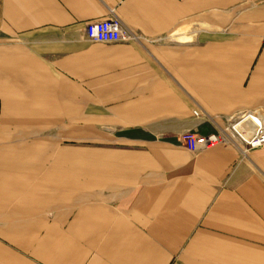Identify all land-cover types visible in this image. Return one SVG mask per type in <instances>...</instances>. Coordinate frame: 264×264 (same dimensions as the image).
I'll list each match as a JSON object with an SVG mask.
<instances>
[{
	"label": "crops",
	"instance_id": "1",
	"mask_svg": "<svg viewBox=\"0 0 264 264\" xmlns=\"http://www.w3.org/2000/svg\"><path fill=\"white\" fill-rule=\"evenodd\" d=\"M252 109L264 0H0V264H264V145L180 140Z\"/></svg>",
	"mask_w": 264,
	"mask_h": 264
},
{
	"label": "built area",
	"instance_id": "2",
	"mask_svg": "<svg viewBox=\"0 0 264 264\" xmlns=\"http://www.w3.org/2000/svg\"><path fill=\"white\" fill-rule=\"evenodd\" d=\"M86 38L100 43H128L140 41L135 31L126 27L116 16L88 22L85 25ZM261 109L240 110L225 119L215 133L201 135L196 131H187L181 136V143L192 153L206 151L217 144H233L242 154L250 149L264 145V122ZM194 115L199 113L194 111Z\"/></svg>",
	"mask_w": 264,
	"mask_h": 264
},
{
	"label": "bare ground",
	"instance_id": "3",
	"mask_svg": "<svg viewBox=\"0 0 264 264\" xmlns=\"http://www.w3.org/2000/svg\"><path fill=\"white\" fill-rule=\"evenodd\" d=\"M178 38H186V37H184V36H181V37H178ZM188 38V37H187ZM260 114H261V116H262V119H263V122H264V116L262 115L263 114V112L261 113L260 112ZM264 127V126H263Z\"/></svg>",
	"mask_w": 264,
	"mask_h": 264
},
{
	"label": "rangeland",
	"instance_id": "4",
	"mask_svg": "<svg viewBox=\"0 0 264 264\" xmlns=\"http://www.w3.org/2000/svg\"><path fill=\"white\" fill-rule=\"evenodd\" d=\"M262 115L264 116V113Z\"/></svg>",
	"mask_w": 264,
	"mask_h": 264
}]
</instances>
